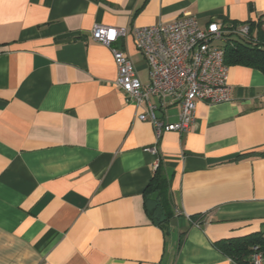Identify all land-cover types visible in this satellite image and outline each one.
Listing matches in <instances>:
<instances>
[{"label": "crops", "instance_id": "obj_1", "mask_svg": "<svg viewBox=\"0 0 264 264\" xmlns=\"http://www.w3.org/2000/svg\"><path fill=\"white\" fill-rule=\"evenodd\" d=\"M183 13L264 32V0H0V264H236L214 244L264 231V76L227 66L232 101L157 138L90 37L129 30L116 46L146 85L132 28ZM158 164L178 213L163 228L144 208Z\"/></svg>", "mask_w": 264, "mask_h": 264}, {"label": "built area", "instance_id": "obj_2", "mask_svg": "<svg viewBox=\"0 0 264 264\" xmlns=\"http://www.w3.org/2000/svg\"><path fill=\"white\" fill-rule=\"evenodd\" d=\"M128 33L126 28L95 25L90 37L109 49L117 69L115 87L136 106L145 104L138 119L150 123L157 138L169 132L186 134L195 124L199 104L211 106L232 101L224 49L216 44L228 34L247 37L248 25L224 27L212 21L201 28L196 18L183 13L170 22L132 28L135 48L147 63L146 85L138 78L129 56L116 46ZM151 98L158 100L157 106ZM175 103L179 105L177 122L168 123L156 117L157 110ZM147 151L157 153L155 148ZM263 258L260 253L252 255L254 264H260Z\"/></svg>", "mask_w": 264, "mask_h": 264}, {"label": "trees", "instance_id": "obj_3", "mask_svg": "<svg viewBox=\"0 0 264 264\" xmlns=\"http://www.w3.org/2000/svg\"><path fill=\"white\" fill-rule=\"evenodd\" d=\"M235 26V25H232ZM247 37L227 35L224 48V63L227 66H242L259 71L264 76V32L259 26L249 23ZM256 34L253 36V30ZM168 180L161 164L145 190L144 208L151 221L160 228L178 215L171 209ZM193 221V218H190ZM214 247L236 264H254L252 255L260 253L264 257V231L250 235L218 241Z\"/></svg>", "mask_w": 264, "mask_h": 264}]
</instances>
